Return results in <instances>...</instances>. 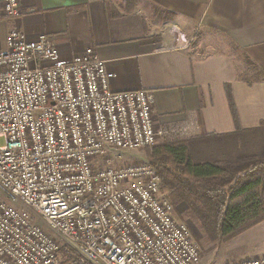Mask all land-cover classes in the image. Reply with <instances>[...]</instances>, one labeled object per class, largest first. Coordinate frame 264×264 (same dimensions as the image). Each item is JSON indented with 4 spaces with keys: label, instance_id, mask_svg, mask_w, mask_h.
Segmentation results:
<instances>
[{
    "label": "built area",
    "instance_id": "obj_1",
    "mask_svg": "<svg viewBox=\"0 0 264 264\" xmlns=\"http://www.w3.org/2000/svg\"><path fill=\"white\" fill-rule=\"evenodd\" d=\"M19 3L0 0V22L19 17ZM5 32L0 189L21 207L0 194V264H61L64 246L90 264H198L199 247L155 168L111 164L159 138H180L187 126L156 125L145 89L109 90L114 73L92 48L63 56L46 35L31 40L11 25Z\"/></svg>",
    "mask_w": 264,
    "mask_h": 264
},
{
    "label": "crops",
    "instance_id": "obj_2",
    "mask_svg": "<svg viewBox=\"0 0 264 264\" xmlns=\"http://www.w3.org/2000/svg\"><path fill=\"white\" fill-rule=\"evenodd\" d=\"M114 1L20 0L21 15L8 26L31 40L46 35L63 56L92 48L114 73L109 90H147L154 99L155 124L186 125L188 137L234 130L225 85L240 128L264 120V81L240 80L244 64L228 49L245 53L264 74V0H140L130 10ZM145 1L171 13V20L153 18ZM178 32L187 47L180 46ZM196 32L202 38L200 50L187 37ZM222 246L221 255L216 249V258L198 264L264 255V219Z\"/></svg>",
    "mask_w": 264,
    "mask_h": 264
},
{
    "label": "trees",
    "instance_id": "obj_3",
    "mask_svg": "<svg viewBox=\"0 0 264 264\" xmlns=\"http://www.w3.org/2000/svg\"><path fill=\"white\" fill-rule=\"evenodd\" d=\"M130 10L140 0H125ZM153 18L171 20L168 11L149 4ZM236 51V47H233ZM245 70L238 78L247 84L264 81L263 71L243 52ZM225 94L234 123L230 133H208L150 146L149 163L167 190L173 207L185 202L214 240L229 239L264 219V120L240 128L231 89ZM61 264L89 262L73 249H61Z\"/></svg>",
    "mask_w": 264,
    "mask_h": 264
},
{
    "label": "rangeland",
    "instance_id": "obj_4",
    "mask_svg": "<svg viewBox=\"0 0 264 264\" xmlns=\"http://www.w3.org/2000/svg\"><path fill=\"white\" fill-rule=\"evenodd\" d=\"M114 2L118 3V4L120 3L121 5H124L126 3L125 0H115ZM162 22H164V21H159V23H162ZM7 27H8V25L5 22H0V41H3V39L5 37V33H6L5 31H7ZM190 34H187L188 35L187 37L189 38L188 41L190 43V46L193 49L196 48V49L200 50L201 46H202V44H200V40L202 39L201 37H199V36H201L200 32H196L193 35H190ZM209 37L211 38V40L213 39V41L217 39V36L215 35L214 32H211ZM228 49L230 52H232L233 56L238 57L239 59H242V58H240L241 55H240L239 51H236L235 49H233V47L228 48ZM239 70H242V68H240ZM184 138L188 139L191 137L190 136L188 137V134L186 133L185 135H182V137H180L178 139H184ZM171 140H175V139H171ZM171 140L159 138L157 140V142L154 143L153 146L159 145L160 143H164L166 141H171ZM150 148L151 147H146V148L139 150V151L123 153L122 157H120L119 159H117L113 163H111L112 167L113 166H116V167L124 166L127 164H135V163H139L141 161L149 162V157H147L148 156L147 151ZM162 193H163V196H165V198L170 201L169 196H167L168 191L162 190ZM0 194L6 200V202H10L12 205H14L16 207H21V203L18 202L19 200L15 199L7 191L0 189ZM173 209H175L176 218H178L181 222L186 223L187 226L189 227L191 237H192L193 241L197 244V247H199V250H200V259H199L200 261L201 260L202 261H206V260L208 261V260L216 258V256L213 255V252L216 249L219 253L218 255H221L220 251H222V248H223L222 241H225L228 239H225V240L222 239V240L217 241V240H214L213 238H211L210 236H207V234H205L204 230L202 228H200L199 222L197 221L196 217L191 213L190 208H188V205L185 202H183V201L180 202V204H178L177 207H174ZM42 226L44 227L45 225L42 224ZM44 228L46 230H48L47 227H44ZM57 240H59L58 237H57ZM59 242L62 243L63 241L59 240ZM259 257H264V255L259 256ZM60 258L62 261V259H63L62 254H61ZM253 258H257V257H253ZM248 259H251V258H248ZM79 264H88V263H84V262L80 261Z\"/></svg>",
    "mask_w": 264,
    "mask_h": 264
}]
</instances>
